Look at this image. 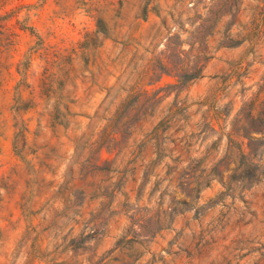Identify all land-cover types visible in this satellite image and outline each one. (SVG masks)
<instances>
[{
    "label": "rangeland",
    "instance_id": "rangeland-1",
    "mask_svg": "<svg viewBox=\"0 0 264 264\" xmlns=\"http://www.w3.org/2000/svg\"><path fill=\"white\" fill-rule=\"evenodd\" d=\"M0 264H264V0H0Z\"/></svg>",
    "mask_w": 264,
    "mask_h": 264
}]
</instances>
